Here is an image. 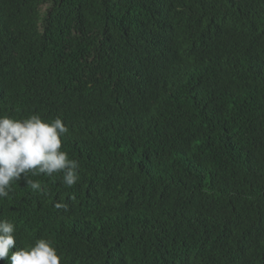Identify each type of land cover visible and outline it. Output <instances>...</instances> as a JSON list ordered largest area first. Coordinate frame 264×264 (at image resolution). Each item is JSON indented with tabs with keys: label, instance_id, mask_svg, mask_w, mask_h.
Masks as SVG:
<instances>
[{
	"label": "trees",
	"instance_id": "obj_1",
	"mask_svg": "<svg viewBox=\"0 0 264 264\" xmlns=\"http://www.w3.org/2000/svg\"><path fill=\"white\" fill-rule=\"evenodd\" d=\"M34 114L79 179L13 184L17 248L264 264V0H0V116Z\"/></svg>",
	"mask_w": 264,
	"mask_h": 264
},
{
	"label": "clouds",
	"instance_id": "obj_2",
	"mask_svg": "<svg viewBox=\"0 0 264 264\" xmlns=\"http://www.w3.org/2000/svg\"><path fill=\"white\" fill-rule=\"evenodd\" d=\"M69 129L59 117L47 121L34 114L14 119L0 116V201L10 198L12 186L22 178L34 192H47L29 175L63 176V183L74 186L79 179V163L62 148V137ZM58 208L62 205L57 204ZM16 248L15 251H12ZM0 261L7 264H62L53 241L40 238L34 245L17 248L16 225L0 219Z\"/></svg>",
	"mask_w": 264,
	"mask_h": 264
}]
</instances>
